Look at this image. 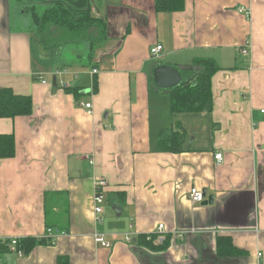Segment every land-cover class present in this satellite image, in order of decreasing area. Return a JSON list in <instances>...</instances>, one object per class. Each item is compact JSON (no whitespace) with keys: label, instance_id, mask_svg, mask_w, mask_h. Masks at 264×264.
Segmentation results:
<instances>
[{"label":"crops","instance_id":"0c3cea01","mask_svg":"<svg viewBox=\"0 0 264 264\" xmlns=\"http://www.w3.org/2000/svg\"><path fill=\"white\" fill-rule=\"evenodd\" d=\"M88 3L108 37L93 50L80 40L89 66L57 75L32 1L0 0V88L32 99L29 115L0 117V134L15 142L0 158V264H264V0H183L173 12L155 11L154 0ZM196 57L218 67L213 107L172 114L152 70L188 75ZM169 126L183 134L179 151L158 147ZM98 177L108 182L100 222ZM191 187L202 202L189 200ZM14 238L35 243L19 256ZM226 238L244 253L219 255Z\"/></svg>","mask_w":264,"mask_h":264},{"label":"trees","instance_id":"16d2710c","mask_svg":"<svg viewBox=\"0 0 264 264\" xmlns=\"http://www.w3.org/2000/svg\"><path fill=\"white\" fill-rule=\"evenodd\" d=\"M28 12L32 26L39 36L42 45L47 48L43 35L53 30L65 33L69 40H87L90 49L93 50L104 42L107 35V24L102 19L93 17L90 13L88 0H31ZM41 6L43 8H41ZM183 0H154L155 11H177L182 9ZM96 29L97 35L90 30ZM90 57V55L88 54ZM190 74L182 76L181 82L165 90L169 93V110L174 113H189L199 111H211L213 107L211 95V77L218 69L213 60L204 57H196L192 60ZM152 79V77H151ZM94 89L96 81L93 82ZM68 92L78 95L79 88H67ZM163 91V90H161ZM32 111V99L27 95H19L9 87L0 88V117L14 118L29 115ZM178 128L161 130L158 139V147L161 151L175 152L181 149L183 134ZM15 152V142L12 134H0V158H10ZM142 237L140 240L148 247H152V240ZM222 240V238H221ZM17 244L23 253L26 252L35 241L28 238ZM219 255H241L244 251L233 246L230 239H223L219 245ZM154 248V246L152 247ZM58 264H68L67 260H59Z\"/></svg>","mask_w":264,"mask_h":264},{"label":"built area","instance_id":"2783aa9c","mask_svg":"<svg viewBox=\"0 0 264 264\" xmlns=\"http://www.w3.org/2000/svg\"><path fill=\"white\" fill-rule=\"evenodd\" d=\"M161 50H162L161 45L157 44L150 49V52L154 57H159ZM241 53L246 54L247 53L246 48L241 49ZM55 72L57 75L70 73V71L67 68L56 69ZM96 72H97V69L93 68L91 71V74L92 75L96 74ZM77 74L78 73L75 72L76 76H77ZM41 81H42V83H45V80H41ZM60 86L63 88H68L69 84L63 81L60 83ZM81 105H83L85 108H87L89 110L91 109V103H81ZM262 111H264V110H262ZM221 156H222L221 153H215L214 154V158H215V160H217V162H219L221 160ZM107 185H108V182L104 177H98L95 179L94 194H93V210H94V213L96 215V221L97 222L101 221L100 214L102 211V204L104 202L103 193L106 190ZM188 198L192 203H200L204 199V194L198 188L191 187L189 192H188ZM161 229H163V224L158 225L157 230L160 231ZM51 233H52L51 228H47L46 229V235H51ZM181 236L182 235H179V237H181ZM93 238H94V241L101 246L109 247L111 245V243L109 241H107L105 239L104 235H102V234L94 233ZM125 240L130 241L131 240L130 236L126 235ZM17 244H18V242L14 238V239H10L8 246H9L10 251L21 256V255H23V251L17 247Z\"/></svg>","mask_w":264,"mask_h":264},{"label":"rangeland","instance_id":"374dc122","mask_svg":"<svg viewBox=\"0 0 264 264\" xmlns=\"http://www.w3.org/2000/svg\"><path fill=\"white\" fill-rule=\"evenodd\" d=\"M41 8H43L41 6ZM91 34L97 35L96 29L90 30ZM45 44L47 46L46 51L51 60V66H57L54 68H67L68 70L74 68L75 70H85V66H89L88 60L83 55L86 50L83 48L84 41L78 40L77 42L69 41L65 33H60L59 30H53L48 34L43 35ZM42 44V43H41ZM49 57V58H50ZM183 76L187 74L186 70H181ZM166 97L168 92L164 90ZM171 128L170 126L167 127Z\"/></svg>","mask_w":264,"mask_h":264},{"label":"water","instance_id":"95a60500","mask_svg":"<svg viewBox=\"0 0 264 264\" xmlns=\"http://www.w3.org/2000/svg\"><path fill=\"white\" fill-rule=\"evenodd\" d=\"M153 85L159 90H168L178 85L182 80L180 71L167 64H160L152 70ZM53 85H56L53 77Z\"/></svg>","mask_w":264,"mask_h":264}]
</instances>
